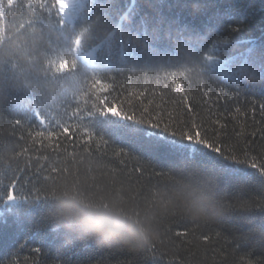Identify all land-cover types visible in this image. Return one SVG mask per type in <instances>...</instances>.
<instances>
[{
    "label": "trees",
    "instance_id": "1",
    "mask_svg": "<svg viewBox=\"0 0 264 264\" xmlns=\"http://www.w3.org/2000/svg\"><path fill=\"white\" fill-rule=\"evenodd\" d=\"M65 6L0 0V264H264V165L162 131L264 163V0Z\"/></svg>",
    "mask_w": 264,
    "mask_h": 264
},
{
    "label": "snow or ice",
    "instance_id": "2",
    "mask_svg": "<svg viewBox=\"0 0 264 264\" xmlns=\"http://www.w3.org/2000/svg\"><path fill=\"white\" fill-rule=\"evenodd\" d=\"M179 91H181V92L183 91L182 85H181ZM208 94H209L208 92H204L205 96H207ZM140 95H143V94L140 93ZM186 99H187V97H186ZM105 103H107V101ZM144 111L147 112V109H144ZM102 115L113 116V117H116L120 120H126V121H130L131 123H137L141 126L146 125L148 128H151V129H160L161 128L160 123H158V122L154 123L151 119H146L143 116L137 117L136 115H129L127 112L123 111L122 108H119L117 101L115 103V107L107 108L104 112H102ZM195 127L196 126L193 125V128H195ZM162 131L165 133H170V135L172 137H179L180 141H184V143L176 142L174 145V147L180 152L185 150L187 147H189L191 145H195V146H199L198 148L207 149L210 152L215 153L218 156L223 157L225 160H233V161H238V162L251 161V166H253V167H259V166L264 165V163H257L254 158L250 160L248 158L247 153L244 154V158H239L235 154L226 155L225 152L222 151L221 147L217 146L214 141H210L207 138H202L201 133L199 131H196L195 134H191L188 131L175 132V131H172L167 125L163 126ZM67 136L69 139H72V140L77 139V137L72 135V129L71 128L68 129ZM103 143H105V142L102 139L97 141V144H103ZM40 170L42 171V169H40ZM18 192H19V189L17 187V181L13 180L11 182L10 187L8 188V192H7L5 201H8V202L16 201V200L24 201V200L30 199L29 196H27V195H25V196L17 195ZM38 198L39 197L37 196L36 199H38ZM177 235H181V233H177ZM204 239L207 240V237H205ZM21 246H23V245H21ZM34 251L39 252V251H41V248H39V247L35 248Z\"/></svg>",
    "mask_w": 264,
    "mask_h": 264
},
{
    "label": "rangeland",
    "instance_id": "3",
    "mask_svg": "<svg viewBox=\"0 0 264 264\" xmlns=\"http://www.w3.org/2000/svg\"><path fill=\"white\" fill-rule=\"evenodd\" d=\"M69 1H72V0H62V8L64 9L63 11L64 17L67 21L75 22V18L70 13V9L65 6V4L67 5V2ZM95 55H96V50H93L89 54H86L84 56V59L95 58Z\"/></svg>",
    "mask_w": 264,
    "mask_h": 264
}]
</instances>
